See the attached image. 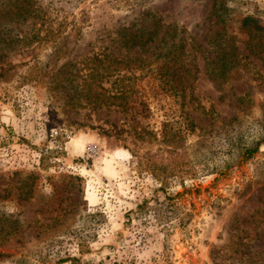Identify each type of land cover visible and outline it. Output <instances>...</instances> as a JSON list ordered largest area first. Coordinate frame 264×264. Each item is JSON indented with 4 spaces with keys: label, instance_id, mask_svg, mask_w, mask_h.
<instances>
[{
    "label": "rangeland",
    "instance_id": "374dc122",
    "mask_svg": "<svg viewBox=\"0 0 264 264\" xmlns=\"http://www.w3.org/2000/svg\"><path fill=\"white\" fill-rule=\"evenodd\" d=\"M213 4L32 0L45 25L1 19L0 264H264V143L237 156L264 137V0H227L221 23ZM147 13L183 30L198 65L192 96L138 81V100L95 109L25 79L75 29L64 71L76 84L98 52L137 54L117 31ZM120 77L103 84L113 91ZM144 155L187 173L163 184Z\"/></svg>",
    "mask_w": 264,
    "mask_h": 264
},
{
    "label": "trees",
    "instance_id": "16d2710c",
    "mask_svg": "<svg viewBox=\"0 0 264 264\" xmlns=\"http://www.w3.org/2000/svg\"><path fill=\"white\" fill-rule=\"evenodd\" d=\"M213 13L217 17L218 22L223 20L230 13L227 0H213ZM32 0H0V24L1 19L12 18L13 20H34V28L40 22L45 25L41 8H33ZM11 19V21H13ZM245 23L257 25L256 20L247 16L243 20ZM261 29L260 26H256ZM166 27L161 23L160 19H156L154 15L147 13L142 18L134 21L128 26L122 27L117 31L119 44L126 49L127 52L136 51L137 54L125 55L117 57L112 52L102 51L85 59L83 68L86 77L81 84H76L72 73H66V61L69 59L70 53L74 49V45L78 42V36L75 30L69 33H61L57 40H54L53 50L47 56V59L35 61L30 66L25 78L29 83L45 88L50 96L60 100H74L77 94L78 100L85 102L87 106L95 109L98 108H118L127 107L130 101L138 100L140 96L138 81H145L157 86L158 89L169 96L177 99L185 98L186 91H190L193 95V84L197 80L198 65L187 50L189 46L185 37L181 36L183 30L174 27L171 31H165ZM32 33L30 30L29 34ZM53 34L52 28L46 32V37ZM148 54V56H146ZM153 56V59L150 57ZM187 59H191L186 62ZM217 56L215 55L208 63L207 73L210 76H217ZM231 63V62H229ZM124 72V73H123ZM124 74L121 76V74ZM129 73L128 82L124 83V77ZM121 76V77H120ZM116 77L122 78L124 84L117 85L115 90L104 86V81ZM76 90V92L74 91ZM73 92L71 93V91ZM76 93V94H75ZM69 103H67L68 105ZM190 118V115L188 116ZM192 127L195 122L190 120ZM117 128L116 126H114ZM264 143V137L253 140L250 144L241 146L237 156L250 154L259 149ZM175 153V151H174ZM139 163L144 165V169L161 181L166 183L168 177L181 176L186 172L183 168H164L151 159H145L140 156ZM173 161L177 164L179 159L174 157ZM162 171V172H161ZM66 260L57 262L61 263Z\"/></svg>",
    "mask_w": 264,
    "mask_h": 264
}]
</instances>
